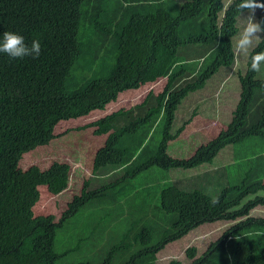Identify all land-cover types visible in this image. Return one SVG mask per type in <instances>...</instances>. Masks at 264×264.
Here are the masks:
<instances>
[{"label":"trees","instance_id":"obj_1","mask_svg":"<svg viewBox=\"0 0 264 264\" xmlns=\"http://www.w3.org/2000/svg\"><path fill=\"white\" fill-rule=\"evenodd\" d=\"M88 1L0 0V33L19 34L29 46L33 40L41 43L38 58L13 59L0 53V264H55L60 258L54 249L58 227L101 190L88 189L89 182H85L81 194L73 197L59 221L54 215L34 214L39 187L47 186L52 194L66 190L71 165L55 161L46 169L33 165L23 170L19 163L25 153L49 144L61 121L104 110L122 92L166 78L161 92L150 90L141 102L87 125L95 127L96 135H107L94 156V174L105 169L110 175L124 171L131 176L152 167L193 169L212 163L227 146L254 136L264 137V79L250 70L251 55L264 51L261 33L249 53L245 71L239 72L240 98L227 127L189 157H174L168 152L170 141L201 113L202 100H198L191 107L190 117L173 130L184 99L203 89L222 68H227V75L236 68L234 38L248 22L245 18L242 23L236 11L241 0H185L176 15L165 7L133 13L118 33L120 51L113 71L73 92L67 82L83 53L80 36L83 6ZM205 11L208 31L183 36V25L204 16ZM257 11V21L264 19V10ZM93 22L97 29L111 31L98 16ZM158 129L162 138L152 150L150 143ZM214 177L215 183H208L207 174L173 179L157 191L160 203L141 209V228L135 230L133 225L125 236L127 245L143 248L124 264H157V254L167 244L204 223L217 221L236 223L201 255L196 246L189 247V264H264V217L251 215L254 208L264 205V196L259 194L264 181L248 182L246 174L241 184L232 185L223 172ZM116 184L111 182L102 189ZM146 188L150 196L151 187ZM213 198L219 200L215 206L211 205ZM161 210L167 216L163 229L151 220ZM100 264H111V259ZM170 264L181 262L172 260Z\"/></svg>","mask_w":264,"mask_h":264},{"label":"rangeland","instance_id":"obj_2","mask_svg":"<svg viewBox=\"0 0 264 264\" xmlns=\"http://www.w3.org/2000/svg\"><path fill=\"white\" fill-rule=\"evenodd\" d=\"M184 1L133 0L123 3L121 0H90L86 2L83 6L84 17L80 36L83 53L72 69L67 82L68 90L80 91L90 81L108 76L113 71L120 51L118 33L133 13H148L155 11L158 7H165L176 15ZM257 15L256 10V20ZM96 16L101 21L107 22L110 32L94 27L93 18ZM245 18H241L242 23ZM208 26L209 18L205 11L204 16L183 25L182 35L187 37L191 33L207 32ZM237 39L238 37L234 38V43ZM257 43L258 41L255 45ZM248 56L249 54L237 56L238 64L234 71L227 75V68H222L203 89L189 94L184 99L183 106L177 112L173 130L178 128L183 119L190 117L191 107L198 100H202L200 109L206 118H195L177 139L170 141L168 152L172 156L180 158L191 156L201 144L207 143L227 127L240 98L239 72L245 71ZM257 78L264 79V63L261 64V71L257 73ZM166 81V78H162L157 82L147 83L139 89L126 90L104 110H95L86 116L61 121L55 128L56 137L49 144L39 146L23 155L19 163L23 170L33 165L46 169L55 161L67 162L71 165L70 182L66 190L59 194H52L47 186L39 187L40 198L34 206L36 216L54 215L56 221H59L73 197L81 194L87 181L88 189L101 187L99 193L104 192L102 195H98L99 193L93 195L77 214L58 227L54 249L60 258L55 264H75L86 261L100 264L107 258L111 259V264H124L132 260L135 253L143 247L142 245L132 246L131 243L127 245V239H125L127 232L133 225L135 230L141 228L140 217L143 214L141 209L159 204V197H156L155 193L170 184L173 179L188 178L215 165L221 166L222 162L228 160L232 162L231 164L235 163L231 173L230 167L228 168L231 175L230 184H241L246 174H248V182L257 180V173L264 167V165H257L260 159L264 160V137L262 139L259 136L250 137L242 143L230 146L229 152L227 150L221 153L223 151L221 150L219 156L213 161L215 164H203L194 169L166 170L152 167L137 172L133 176L125 175L124 171H116L117 173L110 175L105 169L94 174V156L96 151L104 145L107 135H96L95 127L87 125L120 108H130L141 102L150 90L156 93L161 92ZM161 138L162 133L158 129L150 143L152 150L156 149ZM111 182L117 184L102 189V186L105 187ZM146 187H151L150 196L147 195ZM259 194L264 196V190ZM252 197L254 196H249V198ZM251 215L264 217V205L254 208ZM168 217H171V214ZM151 220L160 229L166 227L167 216L163 210L158 211ZM235 223L236 221H217L198 226L184 237L167 244L157 254V264H170L172 260L189 264L192 261L187 256L189 247L196 246L198 255H201L212 241L218 239ZM129 240L132 242L131 239Z\"/></svg>","mask_w":264,"mask_h":264},{"label":"clouds","instance_id":"obj_3","mask_svg":"<svg viewBox=\"0 0 264 264\" xmlns=\"http://www.w3.org/2000/svg\"><path fill=\"white\" fill-rule=\"evenodd\" d=\"M257 9L264 10V3L258 2V0H241L236 5L237 13L242 17H246L248 21L238 33V39L234 45V52L237 56H247L249 51L255 47V42L261 39L260 34L264 33V19L259 21L255 19ZM245 13H247L246 16ZM0 53H5L13 59L24 58L26 56L38 58L41 53V43L38 40H33L31 46H29L25 43L23 36L6 31L0 33ZM250 59V70L259 73L261 71V64L264 63V51L256 52L251 55ZM218 203L219 200L217 198L211 200L212 206Z\"/></svg>","mask_w":264,"mask_h":264},{"label":"crops","instance_id":"obj_4","mask_svg":"<svg viewBox=\"0 0 264 264\" xmlns=\"http://www.w3.org/2000/svg\"><path fill=\"white\" fill-rule=\"evenodd\" d=\"M240 91H241V89H240ZM234 111V110H233ZM202 113L203 112H201V113H199L197 116H195L194 118H193V120L191 121V123L194 121V119L195 118H206L204 115H202ZM232 116H233V112H232ZM232 119V118H231ZM231 121V120H230ZM191 123H189V125L191 124ZM229 123V122H228ZM186 129V128H185ZM230 146H233V145H230ZM230 146H227L226 148H224L223 149V151L221 152V153H223V152H226L227 150H228V152L230 151L228 148L230 147ZM220 154V153H219ZM219 154L217 155V156H219ZM226 154V153H225ZM222 159H224V158H222ZM232 162L230 161H226V162H222V164H221V166H217V165H215L214 167H212V168H209V169H207V170H205V171H202V172H200V173H196V174H198V175H201V174H207V178H208V183H215L214 181L216 180L215 179V177L214 176H216L217 174H220V176H221V172H223V173H225V175H226V177H227V181L229 182V183H231V175H230V173H231V169L233 168V166H234V164L235 163H233V164H231ZM211 165V164H215V163H206V164H204V165ZM257 165H264V160H262V159H260L259 161H258V163H257ZM201 166H203V165H201ZM201 166H199V167H201ZM230 167V173H229V168ZM198 168V167H197ZM194 169V168H193ZM262 170H261V172H259V173H257V179H260V180H263L264 181V167L263 168H261ZM212 171H214L212 174L210 173V172H212ZM216 171H218V172H216ZM193 175H195V174H193ZM224 177V176H223ZM223 177H221V179L223 180Z\"/></svg>","mask_w":264,"mask_h":264}]
</instances>
